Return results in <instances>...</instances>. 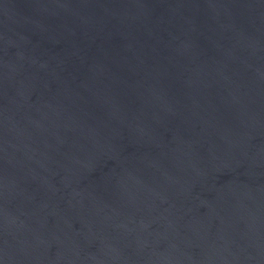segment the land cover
<instances>
[{
	"label": "water",
	"instance_id": "1",
	"mask_svg": "<svg viewBox=\"0 0 264 264\" xmlns=\"http://www.w3.org/2000/svg\"><path fill=\"white\" fill-rule=\"evenodd\" d=\"M0 264H264V0H0Z\"/></svg>",
	"mask_w": 264,
	"mask_h": 264
}]
</instances>
